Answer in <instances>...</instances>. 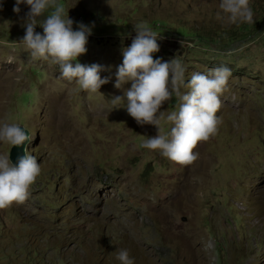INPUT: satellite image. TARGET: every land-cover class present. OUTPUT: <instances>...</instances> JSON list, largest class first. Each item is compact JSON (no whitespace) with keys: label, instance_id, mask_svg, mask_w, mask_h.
Masks as SVG:
<instances>
[{"label":"rangeland","instance_id":"rangeland-1","mask_svg":"<svg viewBox=\"0 0 264 264\" xmlns=\"http://www.w3.org/2000/svg\"><path fill=\"white\" fill-rule=\"evenodd\" d=\"M15 2L0 0V124L30 128L41 172L24 204L0 209V264H120L119 249L134 264H264V0H250L253 23L240 24L217 17L220 0H58L74 30L92 27L73 64L110 68L96 93L62 78L51 58L32 59L18 42L29 7L16 14ZM140 22L158 36L153 59L179 60L186 84L231 69L222 123L190 165L142 148L156 126L109 102L123 95L115 73ZM10 149L0 143V154Z\"/></svg>","mask_w":264,"mask_h":264},{"label":"clouds","instance_id":"clouds-1","mask_svg":"<svg viewBox=\"0 0 264 264\" xmlns=\"http://www.w3.org/2000/svg\"><path fill=\"white\" fill-rule=\"evenodd\" d=\"M27 5L29 11L22 17V27L26 30L18 42L29 52L33 60H49L59 65L61 77L75 80L80 90L90 93L99 92L110 77L101 78L100 73L110 71L99 64L84 65L77 58L87 51L88 37L92 27L82 22L73 29L74 20L69 18L68 10L58 0H16L13 12L19 14L21 5ZM48 15L38 20L46 11ZM217 17L229 24L253 23V10L250 0H220ZM223 13V16H221ZM37 26L43 33L36 31ZM94 26V25H93ZM136 33L129 47L122 50L123 61L117 67L114 87L123 91L122 96H112L109 102L113 109L125 104L127 113L143 126H156L158 133L146 138L141 147L159 151L164 157L181 165H190L199 154L193 149L201 141L214 136L222 123L216 113L222 106L223 94L231 69L226 66L210 69L207 74L194 72L190 82L185 83L186 67L177 59L162 62L153 59V53L159 51L157 34L148 24L140 22L133 26ZM182 43V42H181ZM131 82V87L124 85ZM182 88L189 89L183 92ZM175 97L176 110L161 111L166 101ZM0 124V143L20 146L26 141L30 144L32 135L15 122ZM164 125H170L165 132ZM24 155L17 156L14 165L9 153L0 154V209L13 203L24 204L30 196V188L40 175V164L36 157L24 148ZM116 259L120 264H134L127 249H119Z\"/></svg>","mask_w":264,"mask_h":264},{"label":"water","instance_id":"water-1","mask_svg":"<svg viewBox=\"0 0 264 264\" xmlns=\"http://www.w3.org/2000/svg\"><path fill=\"white\" fill-rule=\"evenodd\" d=\"M18 124L21 125V128H26V134H31L30 128H28L23 122H19ZM28 142L26 141L24 144L20 146H11L9 157L11 162L16 165L17 163V156H22L24 155V148L27 147Z\"/></svg>","mask_w":264,"mask_h":264}]
</instances>
